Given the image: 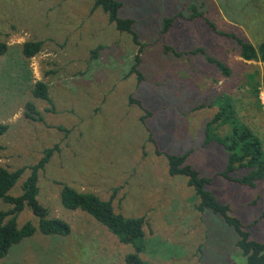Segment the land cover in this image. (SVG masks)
Returning <instances> with one entry per match:
<instances>
[{"label":"rangeland","instance_id":"374dc122","mask_svg":"<svg viewBox=\"0 0 264 264\" xmlns=\"http://www.w3.org/2000/svg\"><path fill=\"white\" fill-rule=\"evenodd\" d=\"M120 1L118 16L135 22L133 31L144 44L141 52L100 10H91L94 0H0V42L9 47L0 56V125L8 126L0 137V167L35 165L44 149L58 145L39 174L37 199L51 218L70 228L67 237L37 230L0 264H125L132 246L118 242L86 213L64 209L59 200L63 185L102 200L117 189L114 211L147 222L145 252L140 255L146 262L246 264L235 247L233 229L218 216L195 210L193 189L185 177L169 176L164 154L189 153L187 162L212 178L207 190L229 206L231 217L245 226L259 219L264 182L247 188L217 177L225 169L227 153L215 143H202L206 124L218 111L217 101L227 99L237 125L254 130L264 149V93L258 103L253 94L264 80V62L243 61L235 42L212 33L200 18L178 19L166 34L161 30L165 19L178 13L187 18L194 6L220 31L236 32L256 46L264 42V0ZM27 41L44 45L26 62L19 48ZM98 46L102 50L92 60L90 52ZM166 48L203 53L178 58ZM135 56L141 59L139 82L129 74ZM208 58L219 60L230 75L221 74ZM38 81L48 85L51 104L31 96ZM29 101L42 117L39 122L24 116ZM230 133L229 125L214 129L221 137ZM28 174L9 196L21 194ZM244 174L238 171L233 177ZM9 209L0 201V211ZM26 223H38L27 207L17 226ZM246 230L264 243V219Z\"/></svg>","mask_w":264,"mask_h":264},{"label":"trees","instance_id":"16d2710c","mask_svg":"<svg viewBox=\"0 0 264 264\" xmlns=\"http://www.w3.org/2000/svg\"><path fill=\"white\" fill-rule=\"evenodd\" d=\"M122 8L123 3L120 0H94L91 10H100L107 17L108 23L114 25L117 32L129 35L133 44L139 48L138 52H141L144 44L140 42L139 36L133 31L135 22L128 18H119L118 16ZM189 10H192V13L187 18L178 13L165 19L161 34H166L178 19L191 22L196 18H200L204 20L212 33L221 38L234 41L235 45L238 47V56L243 61L264 62V42L254 46L247 40L238 36L236 32L220 31L216 24L212 23L209 18L207 19L205 13L198 12L196 7L192 6ZM43 45V41H27L23 43L19 48L21 58L26 62L29 61L42 51ZM101 48L102 46H98L91 50L90 54L92 55V60L97 58L98 52L102 50ZM167 49L178 58L183 55L188 56L203 53L201 49L190 50L184 53L176 52L170 48H166V50ZM8 51V44L0 42V56H4ZM207 60L208 63L215 65L224 76L230 75V70L226 66H223L219 60L213 58H208ZM140 64L141 59L139 56H135L134 64L129 73L135 74L138 82L143 78L138 69ZM15 65L16 69L19 70V62ZM19 71L21 72V70ZM249 78L252 79V75H250ZM261 91L264 93V80L261 85L254 88L253 91L257 103ZM31 96L49 104L52 102L49 87L42 81L33 84ZM130 102H135L140 105L139 101H133L131 97ZM217 102L218 111L205 126L202 145L215 143L222 147L227 153L225 169L217 173V177L242 187L255 188L257 183L264 182L263 142L257 133L247 125H237L234 119L236 115L232 101L224 99L223 102ZM199 108H202V105L199 106ZM24 116L30 121L39 122L42 119L32 101L25 104ZM141 120H143V118H141ZM228 125L231 127L230 134L223 137L214 134V129ZM7 129V125H0V137ZM57 150L58 145L44 149L41 159L32 166L16 170L0 167V201L10 206L8 211H0V262L8 258L9 252L13 247L31 238L37 230L44 236L67 237L70 235V228L67 223L61 219L51 218L49 209L40 204L37 199L39 193V174L45 169L53 153ZM164 156L168 163L169 176L185 177L187 179V186L193 189L194 197L198 201L195 205V210L201 214L210 212L221 218L227 226L233 229L237 236L235 247L245 258L246 264H264V243L253 240L250 233L246 230L249 227H254L258 220L264 219V213L250 225H243L237 218L229 215L230 209L228 205L220 203L215 196L207 190L208 186L212 183V178L202 176L198 170L187 162L189 153L182 155L164 154ZM27 170L29 174L22 183L21 194L17 197L9 196V191L13 189ZM238 171H244L245 174L241 177H233V174ZM116 191L117 189L113 191V195L110 199L102 200L93 193L79 192L68 185H63L59 194V200L64 209L70 211L79 210L86 213L113 234L118 239V242L132 246L134 252L125 256V264H151L142 260L140 257V255L145 252L144 227L147 222L144 217L129 219L125 218L120 213H116L112 204ZM26 207L30 209L37 219V227L32 223H26L20 228L17 226V218Z\"/></svg>","mask_w":264,"mask_h":264}]
</instances>
